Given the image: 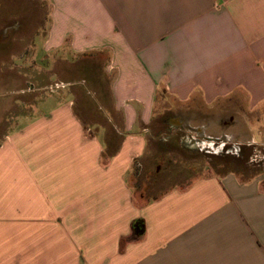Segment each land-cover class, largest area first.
Returning a JSON list of instances; mask_svg holds the SVG:
<instances>
[{
  "label": "crops",
  "instance_id": "obj_1",
  "mask_svg": "<svg viewBox=\"0 0 264 264\" xmlns=\"http://www.w3.org/2000/svg\"><path fill=\"white\" fill-rule=\"evenodd\" d=\"M38 34L70 67L104 57L110 98L100 113L59 104L4 134L0 264H264L260 179L133 189L160 117L173 130L234 134L229 122L247 121L253 140L263 134L264 0H48Z\"/></svg>",
  "mask_w": 264,
  "mask_h": 264
},
{
  "label": "rangeland",
  "instance_id": "obj_2",
  "mask_svg": "<svg viewBox=\"0 0 264 264\" xmlns=\"http://www.w3.org/2000/svg\"><path fill=\"white\" fill-rule=\"evenodd\" d=\"M47 18L48 0H0V141L59 104L73 102L75 112L100 113L101 100L110 98L104 57L77 59L70 67L69 59L45 52V37L38 32L45 35ZM74 74L81 85L70 86ZM234 122H229L234 134L226 132L225 124L212 134L193 126L173 130L166 116L156 119L133 185L137 197L159 196L201 177L229 173L244 182L260 179L264 187V129L255 141L247 121Z\"/></svg>",
  "mask_w": 264,
  "mask_h": 264
},
{
  "label": "trees",
  "instance_id": "obj_3",
  "mask_svg": "<svg viewBox=\"0 0 264 264\" xmlns=\"http://www.w3.org/2000/svg\"><path fill=\"white\" fill-rule=\"evenodd\" d=\"M229 174H231V173H229ZM241 181H243V180H241ZM144 234H145V224L143 223V221H135V223H133L132 237L135 239H138V238L142 237Z\"/></svg>",
  "mask_w": 264,
  "mask_h": 264
},
{
  "label": "built area",
  "instance_id": "obj_4",
  "mask_svg": "<svg viewBox=\"0 0 264 264\" xmlns=\"http://www.w3.org/2000/svg\"><path fill=\"white\" fill-rule=\"evenodd\" d=\"M57 87H61V86L57 85ZM196 145H197V144H196Z\"/></svg>",
  "mask_w": 264,
  "mask_h": 264
}]
</instances>
